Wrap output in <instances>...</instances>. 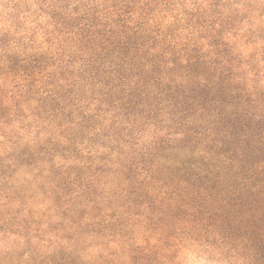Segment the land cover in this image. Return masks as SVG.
<instances>
[{
	"label": "clouds",
	"instance_id": "clouds-1",
	"mask_svg": "<svg viewBox=\"0 0 264 264\" xmlns=\"http://www.w3.org/2000/svg\"><path fill=\"white\" fill-rule=\"evenodd\" d=\"M55 13L66 21L80 19V27L93 16L97 28L115 27L113 21L123 17L132 28L160 33L176 49L199 46L206 60L217 59L207 32L215 33L226 17H236L235 26L227 28L222 39L239 62L236 72L253 105L264 108L259 99L264 93V0H223L219 5L211 0L149 5L143 0H0V35L8 36L7 46L0 48L3 67L7 69L11 63L9 56L18 57L21 64L33 57L43 58L39 70L31 74L5 71L0 76L7 109L0 119V160L7 166V175L0 179L4 185L0 211L8 221L0 230V264H41L46 258L52 264L51 257L59 259L61 248L78 257V264H133L136 250L147 253L150 264H259L254 251L246 247L247 240L226 243L219 233L191 217L169 223L160 220L163 212L153 214L146 206L138 213L125 211L124 205L108 206L122 194L113 175L93 178V184L105 223L123 218V231L81 235L74 225L70 230L77 231L78 238L67 240L48 230L50 217L62 219L51 197L52 169L106 163L115 172L130 154L153 149L161 138L181 139L183 135L170 133L155 121L125 119L118 107L109 106L104 101L109 86L89 75L91 53L80 45L79 28L70 30L58 22ZM201 13L209 25L195 28L188 22L189 16ZM159 50L151 49L152 53ZM50 97L61 103L55 116L41 108ZM85 120L90 122L87 128L83 127ZM53 144L74 147L76 152L45 151L33 164L17 159L24 148L36 152ZM41 185L48 189L47 194ZM86 190V186L76 187L65 207L83 199ZM252 190L258 191L259 186ZM150 192L162 202V208L174 202L166 187L156 186ZM113 210L115 217L110 215ZM92 220L86 216L82 224Z\"/></svg>",
	"mask_w": 264,
	"mask_h": 264
},
{
	"label": "trees",
	"instance_id": "trees-1",
	"mask_svg": "<svg viewBox=\"0 0 264 264\" xmlns=\"http://www.w3.org/2000/svg\"><path fill=\"white\" fill-rule=\"evenodd\" d=\"M143 2L149 5L164 1ZM54 15L70 30L79 28L80 45L91 53L89 75L109 86L104 97L109 106L118 107L125 119L155 121L170 133L179 131L183 135L181 139L161 138L153 149L130 154L115 172L106 163L93 168L52 169L51 195L62 219L53 221L50 217L48 230L67 240L78 238L77 231L81 235L123 231V218L105 223L93 184L96 176L113 175L122 194H117L108 206L115 209L124 205L130 213H138L146 206L153 214L163 212L160 220L169 223L191 217L222 237L219 229L230 227L232 222L236 226V239H245L247 245L254 246L251 249L259 264H264V251L259 246L264 245V108L253 105L236 72L239 62L230 49H223L228 46L222 33L230 23L221 21L215 33L207 32L217 59L206 60L199 46L188 44L176 49L160 33L139 26L132 28L123 17L113 21L115 27L97 28L94 16L80 27L78 18L66 21L59 13ZM188 22L195 28L209 25L202 13L191 14ZM211 24L214 26L215 21ZM172 32L169 28L168 34ZM154 47L160 50L152 53ZM42 63L43 58L37 57L27 64L19 60L16 71L31 74ZM263 95L259 96L262 104ZM3 100L0 90V112L6 109ZM41 108L55 116L61 103L50 97L42 102ZM89 126L90 122L85 120L83 127ZM45 151L75 153L76 149L58 144L42 146L36 152L24 148L17 159L33 164ZM5 175L7 166L0 160V179ZM79 186L87 189L83 199L65 207L69 203L67 197ZM156 186L168 189L174 202L167 208H162V202L151 194L150 189ZM255 186H259L258 191L252 190ZM3 188L0 183V191ZM41 190L48 192L44 185ZM110 215L115 217L116 211ZM86 216L93 220L82 224ZM5 217L6 213L0 211V230L8 224ZM24 223L27 227V221ZM74 225L78 226L77 231L70 230ZM58 256L59 259L51 257L52 264H78V257L63 248ZM132 260L133 264H150L151 257L136 250ZM41 264H48V258Z\"/></svg>",
	"mask_w": 264,
	"mask_h": 264
},
{
	"label": "rangeland",
	"instance_id": "rangeland-1",
	"mask_svg": "<svg viewBox=\"0 0 264 264\" xmlns=\"http://www.w3.org/2000/svg\"><path fill=\"white\" fill-rule=\"evenodd\" d=\"M165 3H175V2H180V3H184L185 0H163ZM217 5H219L220 3L223 2V0H213ZM160 2V0H159ZM230 23L231 27L235 26L236 23V17H226L223 22H227ZM8 43V36L6 34L4 35H0V48L6 47ZM223 49H227L226 51H229V48L225 47ZM8 60L11 61V63L8 65V68L5 69L3 67V57H0V76H2L5 71H12V72H17L16 71V64L17 62L20 60L18 57L15 56H9ZM1 92L3 93V97L5 98L6 93L4 91V89L2 87H0ZM264 97V95L262 96ZM264 103V102H263ZM19 104V101H17V105ZM259 111V110H258ZM3 114V116L5 117L7 114V109L4 110V112H0ZM101 177H103L101 175ZM93 178V177H91ZM95 178H99L98 176H96ZM51 197H53L51 195ZM221 231V234L223 235L222 239L224 242L226 243H235L236 241H238L239 239H236V226L231 222L230 223V227H223L219 229ZM237 236H239V233H237ZM260 249L264 251V245L263 244H259ZM246 247H250L249 245L246 244ZM250 248H254V246L250 247Z\"/></svg>",
	"mask_w": 264,
	"mask_h": 264
}]
</instances>
